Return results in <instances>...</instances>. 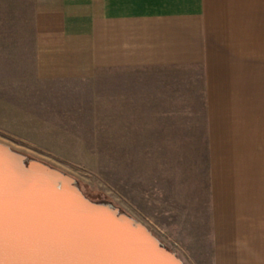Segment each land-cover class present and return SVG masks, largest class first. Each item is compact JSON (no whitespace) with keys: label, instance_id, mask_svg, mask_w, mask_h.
<instances>
[{"label":"crops","instance_id":"obj_1","mask_svg":"<svg viewBox=\"0 0 264 264\" xmlns=\"http://www.w3.org/2000/svg\"><path fill=\"white\" fill-rule=\"evenodd\" d=\"M91 98L203 109L210 264H264V0H0V130L76 157Z\"/></svg>","mask_w":264,"mask_h":264},{"label":"rangeland","instance_id":"obj_2","mask_svg":"<svg viewBox=\"0 0 264 264\" xmlns=\"http://www.w3.org/2000/svg\"><path fill=\"white\" fill-rule=\"evenodd\" d=\"M103 101L98 108L95 98L88 100L76 157H54L1 130L0 142L73 177L89 198L111 203L145 225L184 264H210L204 110L187 113L191 103L185 102L190 110L181 115L119 116L130 121L113 130L114 117Z\"/></svg>","mask_w":264,"mask_h":264},{"label":"water","instance_id":"obj_3","mask_svg":"<svg viewBox=\"0 0 264 264\" xmlns=\"http://www.w3.org/2000/svg\"><path fill=\"white\" fill-rule=\"evenodd\" d=\"M0 264H184L145 225L0 142Z\"/></svg>","mask_w":264,"mask_h":264},{"label":"trees","instance_id":"obj_4","mask_svg":"<svg viewBox=\"0 0 264 264\" xmlns=\"http://www.w3.org/2000/svg\"><path fill=\"white\" fill-rule=\"evenodd\" d=\"M92 200H94V199H92ZM94 201H97V200H94Z\"/></svg>","mask_w":264,"mask_h":264}]
</instances>
